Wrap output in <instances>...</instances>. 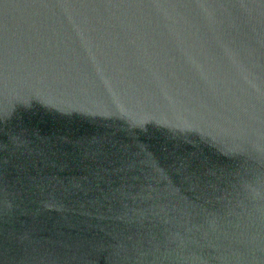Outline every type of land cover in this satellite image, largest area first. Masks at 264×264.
Here are the masks:
<instances>
[{"label":"water","instance_id":"water-1","mask_svg":"<svg viewBox=\"0 0 264 264\" xmlns=\"http://www.w3.org/2000/svg\"><path fill=\"white\" fill-rule=\"evenodd\" d=\"M0 264H264V0H0Z\"/></svg>","mask_w":264,"mask_h":264}]
</instances>
